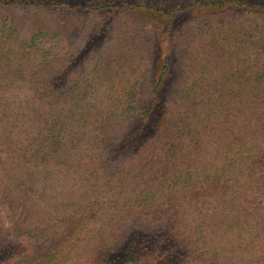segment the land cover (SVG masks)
<instances>
[{"label":"trees","instance_id":"trees-1","mask_svg":"<svg viewBox=\"0 0 264 264\" xmlns=\"http://www.w3.org/2000/svg\"><path fill=\"white\" fill-rule=\"evenodd\" d=\"M0 264H264V0H0Z\"/></svg>","mask_w":264,"mask_h":264},{"label":"rangeland","instance_id":"rangeland-1","mask_svg":"<svg viewBox=\"0 0 264 264\" xmlns=\"http://www.w3.org/2000/svg\"><path fill=\"white\" fill-rule=\"evenodd\" d=\"M162 1V0H161ZM164 4L167 6H174L177 2H186L189 0H163ZM23 15L24 12H14L13 17L17 19L18 21H23ZM204 15V16H202ZM25 16V15H24ZM212 15L210 13H205L203 10H192L189 14L182 15V17L179 19V22H176L174 28H182V26H185V30L188 31L191 27H193V24L196 23L195 20L197 21L198 19H205V18H212ZM103 18L98 17L99 21H102ZM116 21H125L129 22L127 26L132 27L135 29L133 26L136 24L133 20L131 15L129 17L125 16H119V14H110L107 19L104 20L105 25L102 28L101 34L93 41L94 44H101L100 47L98 48H93L92 54H98L100 52H104L106 48L108 47L109 44L115 42V40L112 38L116 35L115 31L113 28L109 27L110 22L112 24H115ZM103 22V23H104ZM83 28L86 27L88 22H84ZM138 28L144 29L146 32L142 35H137L139 37H144L143 39L146 40V42L151 43V48L149 51L150 56L154 57L155 61L153 62V67L155 68V64L158 63V58L162 54L163 50H166V44L162 42H167V38L169 37L163 27L160 24L155 23L153 20H148L145 19L144 21H140L136 24ZM176 30V29H175ZM191 30V29H190ZM84 32V29H83ZM83 32H78V45L81 43H86V39L83 37ZM90 32V31H89ZM92 46H89V49H91ZM89 49H86L81 55L80 58L82 57V64H85L90 60V57L92 55H88L87 53L89 52ZM172 58L175 59V54L172 53ZM148 76L153 75L155 70H151V66L148 68ZM7 228V226H5Z\"/></svg>","mask_w":264,"mask_h":264}]
</instances>
